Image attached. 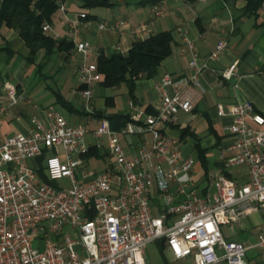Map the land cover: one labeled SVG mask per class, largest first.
Masks as SVG:
<instances>
[{
	"label": "built area",
	"instance_id": "2783aa9c",
	"mask_svg": "<svg viewBox=\"0 0 264 264\" xmlns=\"http://www.w3.org/2000/svg\"><path fill=\"white\" fill-rule=\"evenodd\" d=\"M59 9L64 11L61 5ZM78 26L79 19L72 21L69 32L73 50L81 56L74 94L88 109L102 75L92 44L75 40ZM122 27L121 22L97 24L101 31ZM42 31L49 35L50 25L44 24ZM187 45L189 78L163 74L155 86L156 113L131 115L119 133L105 119L91 133L86 126L69 124L49 106L31 117L25 132L5 135V118L24 98L11 82L1 84L0 264H145L147 246L160 239L174 259L194 255L199 264H245L246 248L225 240L220 228L251 213H264V116L247 100L227 109L216 105L219 118L231 119L226 127L230 140L219 148L223 170L245 168L247 174L238 183L221 171L212 172L205 195L200 194L191 181L193 157L184 156L178 140L163 128L174 124L179 112L192 111L184 87L199 85L207 63L227 51V42L218 41L206 59L190 42ZM237 65L234 61L221 71V79L235 78ZM90 133L107 142L109 158L98 173L89 171L82 157ZM119 135L142 137L131 156ZM45 152L43 169L52 185L40 182L26 164ZM255 246L264 261V223Z\"/></svg>",
	"mask_w": 264,
	"mask_h": 264
},
{
	"label": "crops",
	"instance_id": "0c3cea01",
	"mask_svg": "<svg viewBox=\"0 0 264 264\" xmlns=\"http://www.w3.org/2000/svg\"><path fill=\"white\" fill-rule=\"evenodd\" d=\"M86 1L66 0L61 3L64 11L58 9L53 15L49 35L72 40L69 34L72 30L71 22L79 19L75 40L89 41L94 47V59L101 51L107 53L118 51L126 54L133 42L167 31L172 37L170 57L158 68L156 76L152 78L140 76L135 81L132 98L128 97L125 85L115 89H104L96 85L86 109L85 101L74 94L81 61L79 54L73 49L67 57L63 53L56 52L48 61H44L43 53L40 52L35 62L30 65L37 66L38 70L48 69L53 57L60 58L63 65L60 64L58 67L57 83L62 86L71 77L68 94H63L56 86L52 91V97L47 98L42 91L44 87H40L37 98L34 99L32 95L25 97L20 82L22 76L18 73L29 65L25 60L27 49L15 31L2 27L0 29V93L1 84L4 81L10 82L9 73L14 72L17 81L15 84L11 83L16 86L19 95L30 99L27 102L23 99L5 118L3 134L14 135L25 132L29 128L31 117L40 114L49 106L56 108L69 124L86 126L91 133L102 120L94 117V112L100 113L105 120L118 115H129L131 118V115L136 113L145 114L147 108L156 112L159 97L155 86L160 77L165 73L176 80L187 79L190 76L187 41L192 44L200 58L206 59L214 50L216 43L224 40L227 42V51L218 60L207 63V67L199 76V85L197 87L188 85L183 89L186 94L191 95L192 111L188 114L179 112L176 122L165 126L163 132L177 139L182 154L192 156L194 164H199L201 173L196 177L193 171L191 181L200 194L205 195L209 187V174L215 171L227 172L229 179L243 183L247 174L245 168L223 170L219 148L228 144L230 140L226 127L231 123V119L219 118L216 105L221 104L227 109L230 105L247 100L254 105L256 111L264 115V2L255 15H249L245 13L246 0H107L110 3L109 7L93 8L85 7ZM118 22L123 24L121 29L101 31L97 28L98 23L110 25ZM234 61L238 62L237 76L227 81L222 80L221 71ZM103 92L108 95L105 96ZM53 93H59L64 101L73 107V111L62 107ZM44 98L46 102H43ZM107 98H112V103L106 101ZM129 103H132V108ZM70 117L73 121H70ZM110 129L114 131L111 127ZM183 129L195 135L200 147L207 150L205 154L208 161L207 175L196 160L193 139L188 133L185 137H180ZM91 133L86 135L85 144L91 147L99 143L100 146L96 148L103 155L100 158L103 161V168L100 170L89 168L90 162L99 161V158L85 160V163L89 171L98 173L105 168L109 158L107 142L105 138L95 139ZM119 139L127 155L131 156L142 137L119 135ZM26 164L29 167L35 166L34 160H28ZM153 202L159 206L157 199ZM263 223L264 213L254 212L243 217L236 224L223 225L229 227L224 239L240 243L246 248L245 264H264L261 250L255 246L259 227ZM145 264L199 263L194 255L174 259L167 250L164 240L160 239L147 246Z\"/></svg>",
	"mask_w": 264,
	"mask_h": 264
},
{
	"label": "trees",
	"instance_id": "16d2710c",
	"mask_svg": "<svg viewBox=\"0 0 264 264\" xmlns=\"http://www.w3.org/2000/svg\"><path fill=\"white\" fill-rule=\"evenodd\" d=\"M64 1L66 0H0V29L5 27L17 33L27 49L25 60L29 65L35 62L40 52L43 53L42 59L48 61L56 52L63 53L67 57L74 48L72 41L61 38L55 39L42 31L44 24L50 25L52 23L53 15ZM263 2L264 0H246L245 13L255 15ZM109 6L110 3L107 0H87L85 2V7L88 8ZM171 43V34L166 31L133 42L126 54L118 51L99 52L94 58V62L102 75V80L97 85L104 89H115L125 85L128 97L132 98L135 81L140 76L147 78L156 76L158 68L171 55ZM53 94L62 107L68 111H73V107L64 101L59 93ZM106 101L112 103V98H107ZM145 112L146 115L156 113L149 108ZM94 117L103 119V116L97 112H94ZM106 119L114 131H121L131 122L129 115H118ZM187 133L188 130L183 129L180 137H185ZM188 135L194 141L193 148L196 160L207 175L208 161L205 157L207 150L200 147L195 135L192 133H188ZM47 155L48 153L45 152L42 156L34 159L35 166L32 168L37 172L40 182L52 185L45 175L42 164ZM82 157L84 160L100 159L103 155L100 154L98 148L91 146ZM223 174L230 178L227 172H223Z\"/></svg>",
	"mask_w": 264,
	"mask_h": 264
},
{
	"label": "rangeland",
	"instance_id": "374dc122",
	"mask_svg": "<svg viewBox=\"0 0 264 264\" xmlns=\"http://www.w3.org/2000/svg\"><path fill=\"white\" fill-rule=\"evenodd\" d=\"M62 62L63 61H61V59L56 56V57L52 58L51 62L48 65V67H49L48 69L47 68H44V69L41 68L38 70L37 66H34V65H27L24 69H22L18 73V75L22 76L20 82H21V85H22L23 91H24L23 95L25 97L32 95V96H34L33 98L35 99L38 97V94H39L38 89L40 87L41 88L44 87V90H42V91L45 92V96L47 98H51L52 97V91L54 90V88L56 86L61 89V92L63 94H68V86H69V82L71 81V77H69L68 80L62 86L59 83H57V78H56V76L59 75L58 74L59 73L58 67L60 64H62ZM9 79H10V82L15 84V82L17 81L16 73H14V72L9 73ZM73 80H75V77ZM105 94L106 93H104V95ZM107 95H105V96H107ZM24 99H25L24 100L25 102L30 100L29 98H27V99L24 98ZM45 99L46 98L43 99V102H46ZM69 119H70V121H73L72 117H70ZM89 168L100 170L103 168V161L101 159L99 161H96V162L91 161ZM193 171H194V173H195L194 175L196 177H198L199 174L201 173V169H200V166L198 163L194 164L192 171L190 173L191 176H192ZM228 228H229L228 226L222 227L221 233H222L223 237H225V235L228 233ZM234 232H236V231L234 230ZM34 246H35V244H34Z\"/></svg>",
	"mask_w": 264,
	"mask_h": 264
}]
</instances>
